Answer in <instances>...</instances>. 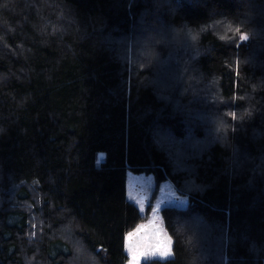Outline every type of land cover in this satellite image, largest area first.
Returning <instances> with one entry per match:
<instances>
[{"label": "trees", "instance_id": "trees-1", "mask_svg": "<svg viewBox=\"0 0 264 264\" xmlns=\"http://www.w3.org/2000/svg\"><path fill=\"white\" fill-rule=\"evenodd\" d=\"M127 170L140 264H264V0H0V264H126Z\"/></svg>", "mask_w": 264, "mask_h": 264}, {"label": "rangeland", "instance_id": "rangeland-1", "mask_svg": "<svg viewBox=\"0 0 264 264\" xmlns=\"http://www.w3.org/2000/svg\"><path fill=\"white\" fill-rule=\"evenodd\" d=\"M102 156L103 154H99V157L102 158ZM125 188L127 200H129L138 209L140 215L142 216V220L137 227L128 233L134 232L141 225H145L150 228L157 229L163 238H170L163 224L161 209L164 206L173 205L183 207L187 203L186 198L178 195L169 181H165L158 187H155L152 176L144 173L135 174L129 170L125 173ZM127 234L125 235V252L128 256L126 264H128L130 259L126 248ZM169 244L172 245L171 238L169 239ZM169 257L170 256L162 257L158 254L152 255L142 258L140 263L148 259H166Z\"/></svg>", "mask_w": 264, "mask_h": 264}, {"label": "snow or ice", "instance_id": "snow-or-ice-1", "mask_svg": "<svg viewBox=\"0 0 264 264\" xmlns=\"http://www.w3.org/2000/svg\"><path fill=\"white\" fill-rule=\"evenodd\" d=\"M236 31L239 33V40L243 41L248 38V33L242 29L237 28ZM233 118H235V114H233ZM169 239L163 238L157 229L145 225L139 226L126 236V248L130 257L128 264H140L142 258L157 254L162 257L171 256L173 250Z\"/></svg>", "mask_w": 264, "mask_h": 264}]
</instances>
